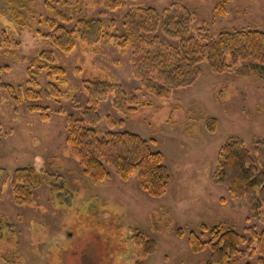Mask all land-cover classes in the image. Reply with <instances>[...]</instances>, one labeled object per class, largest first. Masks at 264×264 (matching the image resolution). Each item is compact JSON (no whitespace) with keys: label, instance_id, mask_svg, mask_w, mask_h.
I'll return each instance as SVG.
<instances>
[{"label":"rangeland","instance_id":"obj_1","mask_svg":"<svg viewBox=\"0 0 264 264\" xmlns=\"http://www.w3.org/2000/svg\"><path fill=\"white\" fill-rule=\"evenodd\" d=\"M48 1L70 18L75 8L84 6L88 17L101 18L107 29L123 34L125 16L133 8L152 5L162 9L174 0H121L116 6V0H79L76 5L64 0H0V64L9 65L0 71L2 81L25 89L26 80L33 76L30 61L44 49L52 50L67 78L61 96L55 98L17 102L0 87V121L10 132L2 145L0 142V166L13 170L40 160L73 188L70 205L55 203L47 184L34 191L33 204L18 205L13 202L11 185H5L0 213L11 218L17 234L0 239V264H134L140 248L129 238L131 227L158 242L156 252L145 257V264H206L210 248L194 252L186 237L165 227L182 226L201 233V223L211 226L221 221L248 238L245 226L263 229L261 221L246 219L250 216L246 201L231 196L225 186L213 182L212 175L227 137L240 136L252 147L255 138L264 136V70L260 76L216 73L203 62L194 84L160 98L138 89L141 84L133 74L131 47L124 51L112 40L91 43L81 38L69 51L52 46L42 35L50 30L39 22L49 13ZM176 1L196 11V24L213 34L238 27L264 30V0H232L225 14L216 12L217 0ZM163 39L175 45L178 41L164 35ZM33 70L37 72L33 77L47 80L44 65L37 62ZM98 75L121 83L144 103L126 114L109 97L99 105L102 120L98 127L102 132L111 129L107 123L110 115L116 121L124 119V126L118 124L112 130L137 133L149 139L153 149L162 151L172 176L165 194L150 196L141 189L136 174L123 179L111 165L110 177L94 183L84 172L80 157L70 149L66 113L82 116L87 105L83 80ZM76 102L79 107L74 106ZM35 104L49 106L48 118L31 110ZM60 107L65 112L56 111ZM209 117L218 119L214 132L205 125ZM154 223L159 230L153 228ZM242 249L231 264L257 262L259 253L252 246L244 243Z\"/></svg>","mask_w":264,"mask_h":264},{"label":"trees","instance_id":"obj_2","mask_svg":"<svg viewBox=\"0 0 264 264\" xmlns=\"http://www.w3.org/2000/svg\"><path fill=\"white\" fill-rule=\"evenodd\" d=\"M230 1L232 0H217L216 12L225 14L226 5ZM78 2L80 3L79 0H64L67 5H76ZM47 3L49 13L41 17L39 22L50 30L43 31L42 35L52 46L69 51L75 47L77 39L81 38L91 43L103 39L112 40L124 51L131 47L134 50L133 74L141 84L138 89L160 98L168 97L177 88L194 84L200 77L203 62H207L209 68L216 73L234 71L237 75L244 76L252 72L260 76L264 70V30L238 27L213 34L208 27L196 24V11L183 2L174 0L162 9L152 5L133 8L125 16L123 34L107 29L101 18L88 17L84 6L75 8L70 18L56 9L52 1ZM121 4V0H116L114 6ZM17 14L13 13L15 16ZM71 21L74 23L69 27ZM1 34H4V30ZM163 35L168 39L178 40L177 44L165 41ZM7 37L9 41V36ZM2 42L3 39L0 38V45ZM30 62L29 72L33 76L37 74L33 70L37 62L48 69L47 80L43 82L39 76L29 77L23 89L19 84L3 82L0 74V87L6 95L17 102L37 100L44 96H61V85L67 81L66 71L56 63L52 50L40 51ZM4 68L9 69V65L0 64V71ZM83 85L87 105L81 117L66 113V139L72 152L85 165L86 175L94 183H100L110 177L111 165L123 179L136 174L141 189L150 196L165 194L172 176L164 153L153 149L150 140L137 133L112 130L118 124L124 126V119L116 121L110 115L107 116V123L111 129L102 132L98 127L102 120L99 106L102 101L112 97L114 107L127 114L144 105L140 104L138 95L130 93L121 83L99 75L83 80ZM74 106L79 107V103L76 102ZM47 107L49 106L35 104L31 110L41 112L46 119L49 115ZM56 111L65 112L63 107ZM217 124L216 117L205 120V125L211 132L216 130ZM9 135V129L0 121L1 145ZM217 157L213 182L225 186L234 198L246 201L250 210L247 220L256 219L264 223V136L255 138L252 147L240 136L227 137ZM7 184L11 185L13 202L18 205L33 204L34 191L43 184L52 188L55 203L70 205L73 196V188L64 177L59 172H52L40 160L13 170L0 166V198ZM152 226L159 230L155 223ZM165 228L175 231L180 237H186L194 252L210 248V260L206 264H231L237 254L243 253L244 243H248L259 253L257 262L248 264H264V228L259 229L254 224L244 227L250 238L239 232L234 225H226L221 221L211 226L201 223V233L182 226L170 225ZM16 230L11 218L0 213V239L16 235ZM206 233L209 234L208 238L204 237ZM129 238L140 248V257L134 260V264H145V257L158 248L157 240L138 227H131Z\"/></svg>","mask_w":264,"mask_h":264}]
</instances>
